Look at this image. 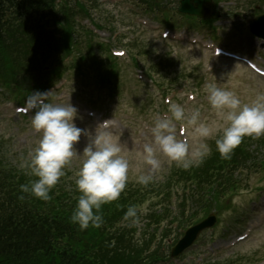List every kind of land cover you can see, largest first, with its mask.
<instances>
[{"label":"clouds","instance_id":"9594fccd","mask_svg":"<svg viewBox=\"0 0 264 264\" xmlns=\"http://www.w3.org/2000/svg\"><path fill=\"white\" fill-rule=\"evenodd\" d=\"M204 92L214 119L202 118L198 106L187 109L177 102L169 103L166 112L154 114L150 139L138 152L147 171H138L137 183L147 186L152 182V172L160 167L162 159L183 169L199 166L211 154L210 139L215 140L222 158H230L245 136L264 135V93L244 103L214 81L204 85ZM50 95L51 91H35L26 100L25 110L33 113L31 127L40 135L29 159L21 165L34 179L20 184V198L28 194L50 200V192L65 174V167L78 156L81 162L75 186L79 195L69 219L81 231L90 225L99 228L104 223L102 206L118 199L126 188L130 170L127 149L110 129L108 120L98 123L94 130L78 127L77 108L70 102L52 103ZM82 135L87 143L78 151L74 145ZM139 215L140 209L133 204L123 218L135 225Z\"/></svg>","mask_w":264,"mask_h":264},{"label":"trees","instance_id":"16d2710c","mask_svg":"<svg viewBox=\"0 0 264 264\" xmlns=\"http://www.w3.org/2000/svg\"><path fill=\"white\" fill-rule=\"evenodd\" d=\"M52 0H0V74L10 66L19 68L20 58L31 59V49L37 33L43 29L37 26L42 20V10L49 8ZM71 12L63 18V28L69 37ZM20 20L19 22H17ZM17 22V23H15ZM18 24V25H17ZM17 25V27H15ZM242 140L231 153L222 158L219 152H212L195 173L203 176L202 169H208L207 179L222 175L236 167H242L251 156V145L264 146V140ZM6 144L0 138V264H159L162 256L159 249L149 252V242L135 239L132 231L113 230L115 223L123 216L127 207L139 197L136 191L124 189L120 197L102 206L104 223L96 228L89 226L81 231L69 217L76 204L75 181L66 172L65 184L55 186L51 199L44 201L28 194L21 199L20 184L34 177L26 174L21 166H11L4 159ZM211 184L216 191L221 183ZM141 196V195H140Z\"/></svg>","mask_w":264,"mask_h":264},{"label":"rangeland","instance_id":"374dc122","mask_svg":"<svg viewBox=\"0 0 264 264\" xmlns=\"http://www.w3.org/2000/svg\"><path fill=\"white\" fill-rule=\"evenodd\" d=\"M130 1V0H129ZM134 2V0H131ZM169 1V0H168ZM235 4L231 7H225V5L220 4L218 9L220 13L223 15H227L225 17L228 21L227 27L224 29L226 34L230 33L234 29L235 24H239L240 30H234L231 36L243 35L244 37H249L250 39H254L250 37L245 29V24L248 19L254 17L255 14L261 13L264 7H259V9H255L253 6H256L254 1L253 4L250 2L252 0H233ZM147 2V1H146ZM150 6L149 4H140L141 8H145ZM260 6V5H259ZM157 10L155 7H152ZM229 8H233L234 12H230ZM97 13L99 15L104 16L105 14H109V16L114 17V21H112L111 25H107L108 28L110 26L112 29H123L124 33L121 36L123 38V43H127L130 39V36L137 38V42L133 43V48L136 47H144L146 49L145 56H141L142 65H152L150 67L155 68L158 66L157 58L161 52H168L170 48H168L164 43L160 41L153 40V33L148 31L147 27L144 26L147 31H144V28L134 25L133 21H131V17H129L130 13L126 10L121 9V7L115 6H105L102 7L101 10H98ZM98 21V20H96ZM100 23L103 24V21L100 20ZM85 27L86 30L90 31L92 29V24H88ZM83 45L80 47L81 55L85 54V38L81 37ZM249 40V39H248ZM246 40V41H248ZM182 49L178 51L179 54V61L176 63L166 62V65H169L165 71L161 75H166L164 82L171 86V85H178L177 79L178 78H187L190 81L191 89H194L195 83L200 81V84L208 83L207 79H204L203 67L206 63V53H203L198 48L188 47V46H181ZM140 49V48H139ZM173 49V48H171ZM170 49V50H171ZM93 53L101 58H105L103 52L99 49H93ZM168 59V58H167ZM172 64V65H171ZM174 64V65H173ZM171 65V66H170ZM181 67V68H180ZM177 78L175 79V76ZM66 85L62 88V91L66 93L65 99L58 101V98L55 97L52 103H61L66 104L70 102L72 105L78 104L79 106V115L75 119V123L78 127L87 128L89 130H94L96 127V120L95 119H87L82 114L83 107L86 108V102L90 101L93 102L94 106H97L102 110V117L101 119H105L108 116L118 115L121 112H134L135 114H142L141 112L144 111L145 113L148 111L146 105L151 103L150 96L152 87H140L137 84L132 83L131 85H127L123 82H119L122 96H118L112 100H104L103 98L106 97L105 91H98L95 85L91 82H85L84 84L78 83L73 84L74 81L72 78L66 80ZM218 86H223L225 88L230 89L233 91L244 103H249L254 100L258 94L264 93V79H260L254 75H252L248 70L244 69L241 65L229 61H220L217 64L215 70V80ZM205 85V84H204ZM195 90V89H194ZM199 91V94L196 98L197 106H200L199 102L205 100V96L202 93V89L196 90ZM73 95L74 97H70ZM64 96V95H63ZM180 96V95H178ZM79 97V98H78ZM146 100V105L141 107V101ZM178 100V99H177ZM181 102L180 100H178ZM178 103V102H177ZM9 104L6 103V99L2 94H0V137L5 138L7 142V149L8 155L7 159L11 163L17 162L19 165L25 164L26 161L29 159V152L30 150L36 145L39 139V133L34 131L31 127L30 121L28 118L26 120L18 119L16 115L13 114L12 108H8ZM159 106V103H158ZM196 106V107H197ZM146 114H144L142 119H144ZM211 118L208 120L214 119V114L210 115ZM123 129L127 133L124 132ZM114 134L119 138L122 145L127 149V156L130 160V170H129V179L126 186H132L138 184L135 180V176L138 174L139 170L147 171V166L143 165L139 156L138 152L142 150V146L145 142L149 141L150 135L145 139L142 140L139 138L133 129V125H123L121 128L117 126L115 129ZM264 136V135H262ZM254 138V137H253ZM258 138V137H255ZM214 139L208 140L211 149L215 148ZM87 143V137L81 136L79 142L74 145L78 151H82L83 147ZM212 152V151H211ZM264 160V149H261L256 155L254 163L258 164ZM80 158L78 156L73 157L69 164L65 167V173L68 172L73 178H76L75 173L80 166ZM180 167H176L173 164H169L167 160L162 159L161 165L158 169L152 172L153 181H158L160 178H163L167 175L170 171L177 169ZM65 175H63L64 177ZM63 177L59 180L65 184ZM242 179L246 180L243 183L246 184L249 191L246 193L239 194L235 199L234 202L236 204L248 202L257 197L254 196L256 191L259 187H264V171L262 169H257L255 173H243ZM144 188L146 186L143 185ZM158 199L155 198V201ZM224 204H227V201H224ZM231 204V202H230ZM222 212V211H221ZM227 212H222L221 219L226 218ZM218 216V215H217ZM216 233L219 232V229L215 231ZM221 232V230H220ZM210 233V232H208ZM181 235L177 234L173 241L179 238ZM170 241L172 240L169 239ZM227 240V239H226ZM170 246L167 248V252H169ZM194 254V253H190ZM224 257H228L231 259H238L237 264H255L258 258H264V228L257 231V233L251 236L246 242L241 244L239 247L235 248L234 250L230 251L229 253H225ZM185 257V256H184ZM173 264V262H172Z\"/></svg>","mask_w":264,"mask_h":264},{"label":"water","instance_id":"95a60500","mask_svg":"<svg viewBox=\"0 0 264 264\" xmlns=\"http://www.w3.org/2000/svg\"><path fill=\"white\" fill-rule=\"evenodd\" d=\"M187 2H190V3H187V7L185 5L183 7L186 8L188 12L190 13L199 12L198 8L199 6H201L202 0H187ZM262 21H264V16L257 17L254 21L250 22L252 32L257 33L256 26Z\"/></svg>","mask_w":264,"mask_h":264}]
</instances>
